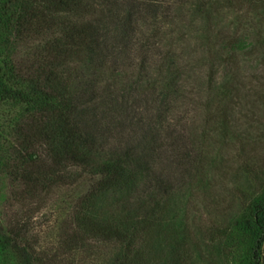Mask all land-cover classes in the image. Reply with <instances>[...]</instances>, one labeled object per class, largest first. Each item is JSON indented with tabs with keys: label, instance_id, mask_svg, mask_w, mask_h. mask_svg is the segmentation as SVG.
<instances>
[{
	"label": "rangeland",
	"instance_id": "1",
	"mask_svg": "<svg viewBox=\"0 0 264 264\" xmlns=\"http://www.w3.org/2000/svg\"><path fill=\"white\" fill-rule=\"evenodd\" d=\"M154 2L135 16L128 55L134 66L121 61L122 76L104 80L85 105L103 146L150 150L160 181L142 177L137 192L108 194L100 209L117 215L129 196L166 190L148 264H169L174 247L187 264H233L243 250L228 234L264 187V0ZM172 78L176 92L166 88ZM18 114L0 98V159L14 145L7 133ZM8 181L0 175V264L61 254L64 222L91 181L23 202ZM113 251L94 244L57 264H105Z\"/></svg>",
	"mask_w": 264,
	"mask_h": 264
},
{
	"label": "trees",
	"instance_id": "2",
	"mask_svg": "<svg viewBox=\"0 0 264 264\" xmlns=\"http://www.w3.org/2000/svg\"><path fill=\"white\" fill-rule=\"evenodd\" d=\"M154 7V0H0V98L19 108L7 133L14 145L7 159H0V175L9 176L18 202L91 181L64 222L62 253L36 255V264H57L61 255L99 243L114 248L105 264H148L146 257L154 252L166 190L163 195L143 190L148 199L129 196L117 215L107 217L100 209L108 194L137 192L142 177L160 181L152 152L105 148L85 105L104 80L122 76L135 16ZM141 44L149 50L147 41ZM245 45L238 42V48ZM146 62L143 58L140 66ZM175 85L172 78L166 88L175 91ZM229 237L243 250L233 264H264V187ZM171 256L169 264H187L175 247Z\"/></svg>",
	"mask_w": 264,
	"mask_h": 264
}]
</instances>
